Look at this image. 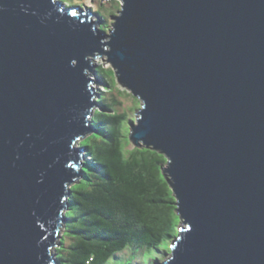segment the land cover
<instances>
[{
	"label": "water",
	"instance_id": "obj_1",
	"mask_svg": "<svg viewBox=\"0 0 264 264\" xmlns=\"http://www.w3.org/2000/svg\"><path fill=\"white\" fill-rule=\"evenodd\" d=\"M119 1L107 32L91 6L0 0V264L56 262L103 55L140 101L129 139L166 158L158 264H264V0Z\"/></svg>",
	"mask_w": 264,
	"mask_h": 264
},
{
	"label": "trees",
	"instance_id": "obj_2",
	"mask_svg": "<svg viewBox=\"0 0 264 264\" xmlns=\"http://www.w3.org/2000/svg\"><path fill=\"white\" fill-rule=\"evenodd\" d=\"M112 2L115 6L111 7L100 0L101 8L96 10L105 30L120 7V1ZM77 4L87 5L84 0ZM97 73L106 85L98 98L105 111L95 110L91 120L94 132L80 142L86 155L83 176L71 186L68 219L55 249L56 262L120 264L118 258L131 256L122 264H140V258L146 264L158 258L156 251L170 250L181 220L173 191L162 174L166 158L152 145H134L128 137L129 126L122 132V113H111L104 98L109 81L116 78L114 72L100 65ZM133 98L140 105L138 98Z\"/></svg>",
	"mask_w": 264,
	"mask_h": 264
},
{
	"label": "rangeland",
	"instance_id": "obj_3",
	"mask_svg": "<svg viewBox=\"0 0 264 264\" xmlns=\"http://www.w3.org/2000/svg\"><path fill=\"white\" fill-rule=\"evenodd\" d=\"M63 1L67 5H81V4H77L79 2V0H63ZM99 1L100 0H84L85 4H87V6H91V7L95 8L94 11L98 10V8H101L98 5ZM112 1L113 0H105L104 2L106 3L107 6L112 7V4L114 3ZM114 13H116V12H114ZM93 18L97 19L96 16H94ZM110 21H112L111 17H110ZM110 27H111V24H109V27L106 28L107 32L109 31ZM93 64H95L97 66L102 65L103 67H106V68L111 67V63L108 61V58L106 55L95 57L93 59ZM100 83L101 84H98V85L96 83H93V85L97 88V92L99 94L101 91H104L106 88V85L103 83V81L100 80ZM104 98L108 102L107 104L112 108L111 113H115L116 111L122 113V115H123V118L121 120L122 121L121 122L122 123V132H125L126 126H129V123L134 120V117H135L134 109H135V107L138 106L137 108H139L140 105L137 104V102L135 101L133 96L130 94V92L128 90H126L123 86H121L120 83L117 82L116 78H114V79L112 78L109 81L108 90H107V92H105ZM99 107L104 109L100 104H99ZM83 153H85V150H83ZM85 158H86V155L84 157H82L81 160L84 161ZM161 251L165 252V254H163V252L161 253L159 251H156V255L158 256V258H156V261H155V259L153 261L149 260V261H147L146 264H158L160 261L165 259L167 257L166 253L168 251H165V250H161ZM147 255L148 254H146V256ZM128 258H131V256L120 257V259L118 258L116 260V262H119L120 264H122L123 262L124 263L127 262ZM140 260H141L140 264L141 263L143 264L144 259L140 258Z\"/></svg>",
	"mask_w": 264,
	"mask_h": 264
},
{
	"label": "clouds",
	"instance_id": "obj_4",
	"mask_svg": "<svg viewBox=\"0 0 264 264\" xmlns=\"http://www.w3.org/2000/svg\"><path fill=\"white\" fill-rule=\"evenodd\" d=\"M84 156H85V153H84Z\"/></svg>",
	"mask_w": 264,
	"mask_h": 264
},
{
	"label": "bare ground",
	"instance_id": "obj_5",
	"mask_svg": "<svg viewBox=\"0 0 264 264\" xmlns=\"http://www.w3.org/2000/svg\"><path fill=\"white\" fill-rule=\"evenodd\" d=\"M82 162V161H81Z\"/></svg>",
	"mask_w": 264,
	"mask_h": 264
}]
</instances>
